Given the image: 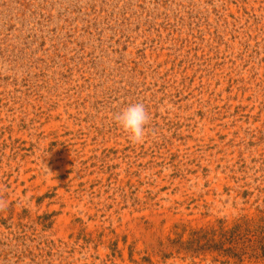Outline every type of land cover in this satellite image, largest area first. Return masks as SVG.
I'll return each mask as SVG.
<instances>
[{"label":"rangeland","instance_id":"374dc122","mask_svg":"<svg viewBox=\"0 0 264 264\" xmlns=\"http://www.w3.org/2000/svg\"><path fill=\"white\" fill-rule=\"evenodd\" d=\"M261 216L264 0H0V264H264L210 233Z\"/></svg>","mask_w":264,"mask_h":264},{"label":"trees","instance_id":"16d2710c","mask_svg":"<svg viewBox=\"0 0 264 264\" xmlns=\"http://www.w3.org/2000/svg\"><path fill=\"white\" fill-rule=\"evenodd\" d=\"M210 233L216 237L215 244L219 249L227 245L225 251L230 258L236 259L239 263L246 258L264 261V216L256 220L239 219L229 229L218 222L217 229L211 230ZM209 242H213L212 239Z\"/></svg>","mask_w":264,"mask_h":264},{"label":"clouds","instance_id":"9594fccd","mask_svg":"<svg viewBox=\"0 0 264 264\" xmlns=\"http://www.w3.org/2000/svg\"><path fill=\"white\" fill-rule=\"evenodd\" d=\"M119 128L132 143H142L147 135L149 113L143 103L129 104L115 116Z\"/></svg>","mask_w":264,"mask_h":264}]
</instances>
